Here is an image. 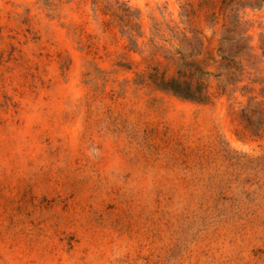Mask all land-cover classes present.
Listing matches in <instances>:
<instances>
[{"label":"rangeland","instance_id":"obj_1","mask_svg":"<svg viewBox=\"0 0 264 264\" xmlns=\"http://www.w3.org/2000/svg\"><path fill=\"white\" fill-rule=\"evenodd\" d=\"M111 1L0 0V264H264V1Z\"/></svg>","mask_w":264,"mask_h":264},{"label":"trees","instance_id":"obj_2","mask_svg":"<svg viewBox=\"0 0 264 264\" xmlns=\"http://www.w3.org/2000/svg\"><path fill=\"white\" fill-rule=\"evenodd\" d=\"M92 1L95 3L98 0ZM184 1L185 2L181 7L186 10L185 6H190V2L187 0ZM263 1L264 0H200L199 6L204 7L208 11L207 17L211 22L215 23L218 14H223L226 11L232 12L238 4L242 7H245V5L253 7L259 6ZM104 8L117 18L121 28H137L139 26L136 22L139 12L136 9L133 10L126 3L119 0H113L105 5ZM229 31L231 30H227L226 34L222 36L221 42L233 44L236 41V50L231 57L222 54L221 58L223 61L221 64L228 70L231 68H233V70H240L239 65L235 61V57L242 54L245 50V45L241 43V37L236 38L238 33L233 35L229 34ZM149 80L157 89L171 93L181 99L203 102L209 98L208 84L201 80L200 77L194 76L193 73L187 74L184 71L178 70L176 74L171 77L166 78L164 74L159 76L153 75L149 77Z\"/></svg>","mask_w":264,"mask_h":264}]
</instances>
